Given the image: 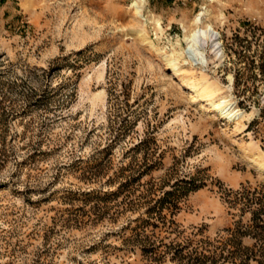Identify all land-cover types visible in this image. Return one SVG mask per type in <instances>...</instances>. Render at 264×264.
I'll use <instances>...</instances> for the list:
<instances>
[{
    "label": "rangeland",
    "instance_id": "rangeland-1",
    "mask_svg": "<svg viewBox=\"0 0 264 264\" xmlns=\"http://www.w3.org/2000/svg\"><path fill=\"white\" fill-rule=\"evenodd\" d=\"M0 264H264V0H0Z\"/></svg>",
    "mask_w": 264,
    "mask_h": 264
},
{
    "label": "bare ground",
    "instance_id": "bare-ground-1",
    "mask_svg": "<svg viewBox=\"0 0 264 264\" xmlns=\"http://www.w3.org/2000/svg\"><path fill=\"white\" fill-rule=\"evenodd\" d=\"M186 40L189 47L194 48L198 55H202L199 49L203 47L204 44H209L216 56L221 52L218 32L210 24H206L205 27L199 26L193 29L186 37Z\"/></svg>",
    "mask_w": 264,
    "mask_h": 264
},
{
    "label": "trees",
    "instance_id": "trees-1",
    "mask_svg": "<svg viewBox=\"0 0 264 264\" xmlns=\"http://www.w3.org/2000/svg\"><path fill=\"white\" fill-rule=\"evenodd\" d=\"M236 84H238V82H236L235 85H236ZM252 125H253V123H250L249 126H248V128H249L250 126H252Z\"/></svg>",
    "mask_w": 264,
    "mask_h": 264
}]
</instances>
